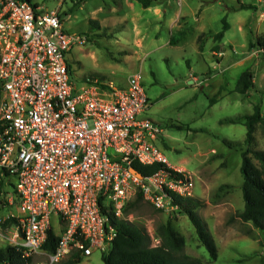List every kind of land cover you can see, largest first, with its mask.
Here are the masks:
<instances>
[{"label":"built area","instance_id":"1","mask_svg":"<svg viewBox=\"0 0 264 264\" xmlns=\"http://www.w3.org/2000/svg\"><path fill=\"white\" fill-rule=\"evenodd\" d=\"M35 4L0 0V237L35 264H57L108 252L117 234L108 217L132 221L124 206L139 191L174 215V197H193L195 185L156 144L161 126L141 117L142 71L123 87H77L68 54L87 36ZM134 163L160 167L140 177ZM50 230L53 252L43 248Z\"/></svg>","mask_w":264,"mask_h":264},{"label":"rangeland","instance_id":"2","mask_svg":"<svg viewBox=\"0 0 264 264\" xmlns=\"http://www.w3.org/2000/svg\"><path fill=\"white\" fill-rule=\"evenodd\" d=\"M32 1L42 10H58L67 32L87 36L85 45L68 54L77 87L87 82L124 86L133 72L142 71L150 105L141 117L161 126L163 137L156 144L172 165L193 176V197L203 202L197 211L219 256L211 259L187 215H172L142 200L131 211L132 221L146 226L153 245L160 243L157 227L170 220L186 239L182 252L205 264H264V232L238 216L245 204L241 150L223 142L227 138L246 148L247 128L220 122L253 112L255 104L264 111V50L254 44L264 37V3L241 0L252 6L238 8L237 0H153L145 8L137 0ZM225 17L230 27L215 40ZM179 30L184 35L171 44ZM215 46L225 53L213 55ZM247 69L254 74V87L241 94L235 85ZM191 72L198 81L190 83ZM253 148L264 150L260 126ZM7 244L0 238V247ZM102 255L94 249L74 264H103Z\"/></svg>","mask_w":264,"mask_h":264},{"label":"trees","instance_id":"3","mask_svg":"<svg viewBox=\"0 0 264 264\" xmlns=\"http://www.w3.org/2000/svg\"><path fill=\"white\" fill-rule=\"evenodd\" d=\"M74 1L78 2V0ZM137 1L147 8L151 6L153 0ZM238 3V8L252 6L242 3L240 0H238ZM223 23V30L214 34L215 40H222L225 31L230 27L226 17L223 18ZM182 35H184L183 30L174 33L171 37V44L178 43ZM254 44L255 46L258 44L264 50V37H259L257 43ZM217 47L215 46L214 48ZM69 66L71 68V65ZM253 87L254 74L250 69H247L238 77L235 91L247 94ZM220 122L243 124L247 128L244 141L246 148H243L241 142H234L227 138H223V142L230 148L241 150V170L244 176L242 193L245 204L242 211L238 213V216L243 221L252 222L255 228L264 232V150L253 148L257 127L260 126L264 131L263 108L260 104H255L253 112L235 117H226L221 119ZM254 159L259 164L255 163ZM133 166L144 176H150L160 167L159 164L143 166L138 163H134ZM142 200H144L143 194L139 191L136 196L125 204L124 212H131ZM173 202L178 206L176 212L188 216L195 227L199 240L206 247L211 259L216 260L219 256L217 243L206 220L197 211L203 205V202L194 197L180 196L174 197ZM108 218L109 222L117 229V234L108 252L102 255L103 264H205L200 258L182 252L186 245V239L174 228L170 220L157 227L156 233L160 239V243L153 245L151 234L144 224L116 218L114 215H110ZM57 240L58 236L54 231L50 230L43 248L49 252H53L56 248ZM81 259L82 257L76 254L73 258L57 264H74L80 262ZM0 264H35V262L32 258L23 257L22 252L17 247L7 244L0 247Z\"/></svg>","mask_w":264,"mask_h":264},{"label":"crops","instance_id":"4","mask_svg":"<svg viewBox=\"0 0 264 264\" xmlns=\"http://www.w3.org/2000/svg\"><path fill=\"white\" fill-rule=\"evenodd\" d=\"M238 1V0H237ZM241 1V0H240ZM258 3H264V0H256ZM242 2V1H241ZM243 3V2H242ZM239 7V6H238ZM262 15H263V17H264V13H262ZM224 38V37H223ZM258 50H260V51H262L263 49L258 45ZM257 49L256 50H254V52L255 51H258ZM225 52L224 51H221L219 48H213V55H215V56H222L223 54H224ZM239 61H241V60H238L236 63H239ZM218 63H220V62H218ZM212 70L213 69H211L210 68V72H212ZM214 74V73H213ZM191 81L192 80H190V83H191ZM125 84H126V82H125ZM125 86V85H124ZM123 87V86H122ZM149 105H150V99H149ZM148 105V106H149ZM181 169H184V168H181ZM186 170V169H185ZM12 184H14L15 183V179L14 178H12L11 179V181H10ZM13 187V186H12ZM6 208L5 209H1V212H0V214L3 212V213H5L6 212ZM0 238H2V237H0ZM2 239H4V238H2ZM4 240H6V239H4ZM7 241V240H6ZM8 242V241H7ZM9 244V243H8Z\"/></svg>","mask_w":264,"mask_h":264},{"label":"water","instance_id":"5","mask_svg":"<svg viewBox=\"0 0 264 264\" xmlns=\"http://www.w3.org/2000/svg\"><path fill=\"white\" fill-rule=\"evenodd\" d=\"M132 171H133V172H135V173H138V174H140V177H142V174H141L140 172H138V170H137V169H135L134 167L132 168Z\"/></svg>","mask_w":264,"mask_h":264}]
</instances>
